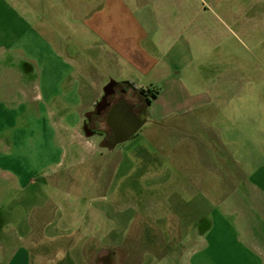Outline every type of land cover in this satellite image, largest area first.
I'll list each match as a JSON object with an SVG mask.
<instances>
[{
    "label": "crops",
    "instance_id": "crops-1",
    "mask_svg": "<svg viewBox=\"0 0 264 264\" xmlns=\"http://www.w3.org/2000/svg\"><path fill=\"white\" fill-rule=\"evenodd\" d=\"M198 12L186 0H0L1 88L21 96L18 107L32 111V123H47L53 130L0 136V264H92V254L104 263L116 257L121 244L104 211L95 207L97 218L80 215L78 195L70 200L75 148L87 159L107 156L114 162L122 155L115 149L148 119L164 120L209 101L205 93L188 91L180 78V73H216L210 60L203 64L196 56L201 30L194 19L187 23L186 15ZM144 85L158 94L150 103L140 97L141 118L130 126L126 118L137 103L130 94ZM115 87L126 92L120 109L116 96L109 105L105 101ZM38 98L44 103L37 104ZM102 110H109L114 140L75 133ZM92 138L101 151L86 145ZM30 186L45 199L34 202L28 215H11ZM240 205L247 207L241 217L261 215L262 229L264 198L253 196ZM102 222L110 225L107 230L100 228ZM261 255L259 264H264V250Z\"/></svg>",
    "mask_w": 264,
    "mask_h": 264
},
{
    "label": "rangeland",
    "instance_id": "rangeland-1",
    "mask_svg": "<svg viewBox=\"0 0 264 264\" xmlns=\"http://www.w3.org/2000/svg\"><path fill=\"white\" fill-rule=\"evenodd\" d=\"M186 1L199 8L197 14L186 15V22L194 19L201 30L203 42L196 56L203 64L210 60L216 73H180V78L188 91L205 93L209 101L164 120L148 119L115 149L122 155L114 162L107 156L87 159L75 148L79 154L70 165V200L78 195L80 215L97 218L92 210L101 208L121 244L111 262L92 254V264L263 260L261 215L241 217L247 207L240 203H250L253 196L264 198V0ZM104 79L101 82L109 80ZM20 101L14 90L10 93L0 85V136L50 135L52 128L32 123V111L19 108ZM42 103L38 98L37 104ZM92 123L78 125L75 133L91 134ZM18 145L11 143L12 150ZM86 145L102 150L95 138ZM37 190L30 186L22 191L24 203L12 206L10 214L28 215L32 204L46 197ZM109 226L102 222L100 228Z\"/></svg>",
    "mask_w": 264,
    "mask_h": 264
},
{
    "label": "flooded vegetation",
    "instance_id": "flooded-vegetation-1",
    "mask_svg": "<svg viewBox=\"0 0 264 264\" xmlns=\"http://www.w3.org/2000/svg\"><path fill=\"white\" fill-rule=\"evenodd\" d=\"M124 89H122L121 87H115L113 90V93L111 95H106L105 96V101L107 102V104L109 105L112 101V99L116 96V104H118L116 106L119 107L118 109H120L121 107V102L124 101V96H125ZM132 97H134L137 100V103L135 105H133L132 107H130V115L126 118V122L128 123V125L132 126L135 122V118L140 119L141 118V112H142V102L140 100L139 95L132 93L130 94ZM109 110L107 111H100L98 113V115L96 116H92L90 117L89 121H87L86 124H91L92 120L93 123L92 126V132L97 133L98 135H101L104 140H106L107 142H109L110 140H114L115 136L117 134H115V132H113L111 125H109V120H110V115L108 114ZM104 125V127H103Z\"/></svg>",
    "mask_w": 264,
    "mask_h": 264
},
{
    "label": "trees",
    "instance_id": "trees-1",
    "mask_svg": "<svg viewBox=\"0 0 264 264\" xmlns=\"http://www.w3.org/2000/svg\"><path fill=\"white\" fill-rule=\"evenodd\" d=\"M138 92L140 93V95H142L146 103H150L152 99H154L158 94L157 89L150 87L146 89H140Z\"/></svg>",
    "mask_w": 264,
    "mask_h": 264
}]
</instances>
